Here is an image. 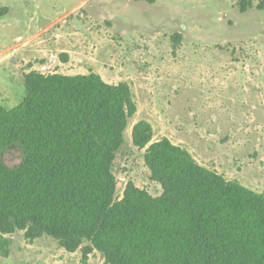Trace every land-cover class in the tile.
<instances>
[{"label":"rangeland","instance_id":"374dc122","mask_svg":"<svg viewBox=\"0 0 264 264\" xmlns=\"http://www.w3.org/2000/svg\"><path fill=\"white\" fill-rule=\"evenodd\" d=\"M240 0H0V107L26 97L24 75L95 73L108 84L127 83L137 114L116 154V199L133 183L154 197L145 150L132 128L151 124L154 141L169 139L204 168L264 194V0L241 12ZM9 168L24 159L21 146L3 154ZM0 264H104L84 259L52 237L6 236ZM85 243L83 247L88 246ZM7 252V255L3 253Z\"/></svg>","mask_w":264,"mask_h":264},{"label":"trees","instance_id":"16d2710c","mask_svg":"<svg viewBox=\"0 0 264 264\" xmlns=\"http://www.w3.org/2000/svg\"><path fill=\"white\" fill-rule=\"evenodd\" d=\"M239 6L244 13L253 0ZM24 86L18 106L0 107L1 252L6 236L24 232L69 253L82 248L84 259L98 251L104 264H264V194L204 168L167 138L154 141L147 121L134 124L132 142L162 195L129 183L116 199L113 164L137 114L127 83L33 71ZM14 145L25 159L9 168L2 158Z\"/></svg>","mask_w":264,"mask_h":264}]
</instances>
